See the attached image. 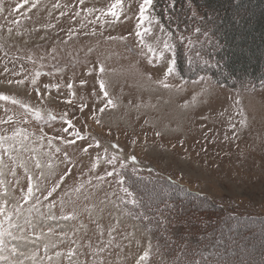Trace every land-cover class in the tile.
Listing matches in <instances>:
<instances>
[{"label": "rangeland", "instance_id": "374dc122", "mask_svg": "<svg viewBox=\"0 0 264 264\" xmlns=\"http://www.w3.org/2000/svg\"><path fill=\"white\" fill-rule=\"evenodd\" d=\"M208 202L264 216V84L182 74L143 0H0V264H172Z\"/></svg>", "mask_w": 264, "mask_h": 264}, {"label": "trees", "instance_id": "16d2710c", "mask_svg": "<svg viewBox=\"0 0 264 264\" xmlns=\"http://www.w3.org/2000/svg\"><path fill=\"white\" fill-rule=\"evenodd\" d=\"M151 9L171 33L175 66L182 74L209 76L233 87L264 84V0H153ZM203 197L195 194L193 206H201ZM208 204L209 219L196 210L194 230H189L186 238L171 237L168 254L172 264H220L200 254L215 237H224L228 221L245 223L234 229L236 237L232 239L245 252L229 253L222 264H264V249L259 250L262 242L253 241L249 248L250 244L238 237L241 230H248L264 216L236 215L231 209ZM225 240L224 245L231 247Z\"/></svg>", "mask_w": 264, "mask_h": 264}, {"label": "snow or ice", "instance_id": "6c2138e0", "mask_svg": "<svg viewBox=\"0 0 264 264\" xmlns=\"http://www.w3.org/2000/svg\"><path fill=\"white\" fill-rule=\"evenodd\" d=\"M152 3H153V0H143V4H144V5L151 6ZM144 11H145V9H144V7L142 6L141 9H140L141 23L143 22V14H144ZM111 14H112V15H116L115 12H112ZM138 35H139V33H138ZM101 70H103V69L101 68ZM168 71L170 72V71H171V68H169ZM101 87H103V84H102V83H101ZM109 104H111V101H109ZM131 159L135 160V157H131ZM109 175H111V173H109ZM62 179H63V178H62ZM54 190H55V189H53V191H54ZM31 193H32V189H31V187H29V189H28V195L30 196ZM49 195H51V192L49 193ZM66 218H67V217H66Z\"/></svg>", "mask_w": 264, "mask_h": 264}]
</instances>
